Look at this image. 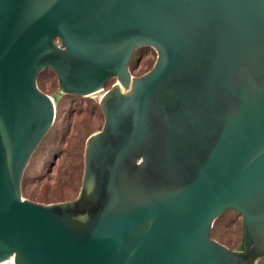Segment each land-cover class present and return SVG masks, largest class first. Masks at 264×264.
<instances>
[{
    "label": "water",
    "instance_id": "water-1",
    "mask_svg": "<svg viewBox=\"0 0 264 264\" xmlns=\"http://www.w3.org/2000/svg\"><path fill=\"white\" fill-rule=\"evenodd\" d=\"M142 45L155 57L134 75ZM44 68L50 94L35 82ZM99 90L76 195L22 197L60 93ZM226 209L239 250L210 236ZM263 252L264 0H0V261L255 264Z\"/></svg>",
    "mask_w": 264,
    "mask_h": 264
},
{
    "label": "rangeland",
    "instance_id": "rangeland-1",
    "mask_svg": "<svg viewBox=\"0 0 264 264\" xmlns=\"http://www.w3.org/2000/svg\"><path fill=\"white\" fill-rule=\"evenodd\" d=\"M155 57L152 47L142 45L130 56L128 69L137 75L150 68ZM113 81L109 78L104 88ZM37 87L47 94L57 91L55 75L42 69L35 79ZM102 90L88 95L60 93L54 102L50 126L24 166L20 193L22 197L41 202L73 198L79 187L82 151L85 137L100 127L102 115L98 97ZM210 236L230 249L239 250L242 223L238 213L226 209L212 222ZM255 264H264V252Z\"/></svg>",
    "mask_w": 264,
    "mask_h": 264
},
{
    "label": "built area",
    "instance_id": "built-area-1",
    "mask_svg": "<svg viewBox=\"0 0 264 264\" xmlns=\"http://www.w3.org/2000/svg\"><path fill=\"white\" fill-rule=\"evenodd\" d=\"M0 264H13L12 255H9L7 258L1 260Z\"/></svg>",
    "mask_w": 264,
    "mask_h": 264
},
{
    "label": "trees",
    "instance_id": "trees-1",
    "mask_svg": "<svg viewBox=\"0 0 264 264\" xmlns=\"http://www.w3.org/2000/svg\"><path fill=\"white\" fill-rule=\"evenodd\" d=\"M240 248V247H239Z\"/></svg>",
    "mask_w": 264,
    "mask_h": 264
}]
</instances>
